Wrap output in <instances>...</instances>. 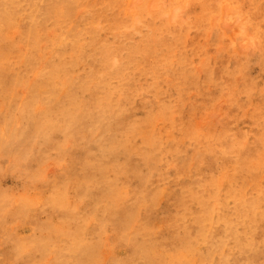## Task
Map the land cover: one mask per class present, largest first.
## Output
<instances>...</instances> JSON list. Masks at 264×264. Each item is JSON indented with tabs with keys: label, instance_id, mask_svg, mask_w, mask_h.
Wrapping results in <instances>:
<instances>
[{
	"label": "rangeland",
	"instance_id": "obj_1",
	"mask_svg": "<svg viewBox=\"0 0 264 264\" xmlns=\"http://www.w3.org/2000/svg\"><path fill=\"white\" fill-rule=\"evenodd\" d=\"M0 264H264V0H0Z\"/></svg>",
	"mask_w": 264,
	"mask_h": 264
},
{
	"label": "bare ground",
	"instance_id": "obj_2",
	"mask_svg": "<svg viewBox=\"0 0 264 264\" xmlns=\"http://www.w3.org/2000/svg\"><path fill=\"white\" fill-rule=\"evenodd\" d=\"M160 1H162V0H160ZM148 2H149V1H148ZM136 5H137V3H136ZM157 6H158V3H153V4L151 5V8H152V9H156ZM160 6H161V5H160ZM135 7H136V6H135ZM174 17L176 18L177 15H174Z\"/></svg>",
	"mask_w": 264,
	"mask_h": 264
}]
</instances>
